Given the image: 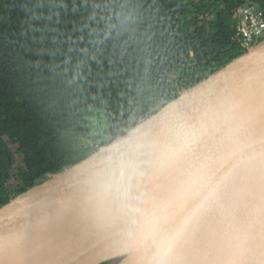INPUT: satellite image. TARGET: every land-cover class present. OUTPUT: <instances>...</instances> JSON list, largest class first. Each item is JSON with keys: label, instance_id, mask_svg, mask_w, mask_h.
Returning a JSON list of instances; mask_svg holds the SVG:
<instances>
[{"label": "water", "instance_id": "1", "mask_svg": "<svg viewBox=\"0 0 264 264\" xmlns=\"http://www.w3.org/2000/svg\"><path fill=\"white\" fill-rule=\"evenodd\" d=\"M90 263L264 264V38L0 206V264Z\"/></svg>", "mask_w": 264, "mask_h": 264}, {"label": "trees", "instance_id": "2", "mask_svg": "<svg viewBox=\"0 0 264 264\" xmlns=\"http://www.w3.org/2000/svg\"><path fill=\"white\" fill-rule=\"evenodd\" d=\"M244 5L264 17V0H0V206L245 52Z\"/></svg>", "mask_w": 264, "mask_h": 264}, {"label": "built area", "instance_id": "3", "mask_svg": "<svg viewBox=\"0 0 264 264\" xmlns=\"http://www.w3.org/2000/svg\"><path fill=\"white\" fill-rule=\"evenodd\" d=\"M235 36L246 49L264 38V17L252 5L239 9Z\"/></svg>", "mask_w": 264, "mask_h": 264}, {"label": "rangeland", "instance_id": "4", "mask_svg": "<svg viewBox=\"0 0 264 264\" xmlns=\"http://www.w3.org/2000/svg\"><path fill=\"white\" fill-rule=\"evenodd\" d=\"M12 151H14V156H15V165H14V168L11 170V172L13 173L14 170L16 169H19V168H23L24 169V166H23V162H22V159H21V154L20 152L17 150V147H12L11 148ZM107 264V263H105Z\"/></svg>", "mask_w": 264, "mask_h": 264}, {"label": "bare ground", "instance_id": "5", "mask_svg": "<svg viewBox=\"0 0 264 264\" xmlns=\"http://www.w3.org/2000/svg\"><path fill=\"white\" fill-rule=\"evenodd\" d=\"M157 228V227H156ZM161 228V227H160ZM159 227L157 228V229H160ZM169 234V233H168ZM167 234V235H168ZM145 239V237L143 238V239H141L140 241H142V240H144ZM139 240H136L135 241V243H134V245L136 244V245H138L139 244V242H140ZM90 264H93V263H90Z\"/></svg>", "mask_w": 264, "mask_h": 264}]
</instances>
